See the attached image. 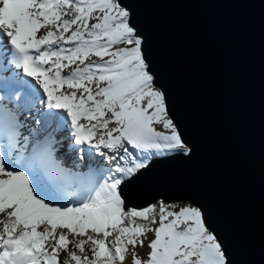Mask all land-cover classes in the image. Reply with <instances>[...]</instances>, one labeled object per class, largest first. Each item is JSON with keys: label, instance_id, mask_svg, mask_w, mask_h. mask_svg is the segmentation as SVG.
Wrapping results in <instances>:
<instances>
[{"label": "snow or ice", "instance_id": "6c2138e0", "mask_svg": "<svg viewBox=\"0 0 264 264\" xmlns=\"http://www.w3.org/2000/svg\"><path fill=\"white\" fill-rule=\"evenodd\" d=\"M137 0H0V264H236Z\"/></svg>", "mask_w": 264, "mask_h": 264}, {"label": "water", "instance_id": "95a60500", "mask_svg": "<svg viewBox=\"0 0 264 264\" xmlns=\"http://www.w3.org/2000/svg\"><path fill=\"white\" fill-rule=\"evenodd\" d=\"M150 52L196 145L146 183L195 195L236 264H264V0H137Z\"/></svg>", "mask_w": 264, "mask_h": 264}]
</instances>
